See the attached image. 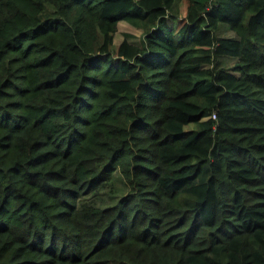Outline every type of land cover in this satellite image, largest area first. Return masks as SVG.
<instances>
[{"label": "trees", "instance_id": "1", "mask_svg": "<svg viewBox=\"0 0 264 264\" xmlns=\"http://www.w3.org/2000/svg\"><path fill=\"white\" fill-rule=\"evenodd\" d=\"M180 1L0 0V264H264V0Z\"/></svg>", "mask_w": 264, "mask_h": 264}, {"label": "rangeland", "instance_id": "2", "mask_svg": "<svg viewBox=\"0 0 264 264\" xmlns=\"http://www.w3.org/2000/svg\"><path fill=\"white\" fill-rule=\"evenodd\" d=\"M177 22L179 23V19L185 15L186 12V4L184 1H180L177 6ZM127 36V39L134 43H139L140 38L142 36V31L139 28L132 26L127 22H120L118 26V30L114 36V44L113 47L116 48L118 44ZM219 36L231 37L232 34L228 32L227 29H220L218 31ZM220 65H225L230 67L233 64V60L229 57H222ZM127 186L125 182L118 172L114 174L113 182L106 187H103L99 193L95 195L88 196L83 200V203L93 204L98 207H104L117 202V200L126 193Z\"/></svg>", "mask_w": 264, "mask_h": 264}]
</instances>
